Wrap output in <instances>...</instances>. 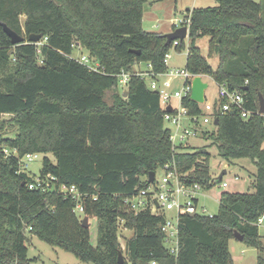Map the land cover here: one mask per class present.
I'll list each match as a JSON object with an SVG mask.
<instances>
[{"label": "trees", "instance_id": "16d2710c", "mask_svg": "<svg viewBox=\"0 0 264 264\" xmlns=\"http://www.w3.org/2000/svg\"><path fill=\"white\" fill-rule=\"evenodd\" d=\"M153 1L0 0V65L13 64L0 77V264H36L38 257L28 256L31 234L92 264H119V251L121 264H235L229 250L234 231L247 245L261 248L264 0H216L186 11L190 26L184 68L243 92L254 112L246 119L238 112L217 114V124L202 132L208 144L199 150L188 142L172 146L159 94L137 75L130 76L125 97L118 90L121 70L133 71L140 62L150 63L156 72L167 68L164 58L174 40L166 44L165 33L142 28L144 5ZM2 23L24 40L12 44ZM31 34L38 40H28ZM205 34L209 54L218 59L215 67L193 43ZM175 40L177 49L184 39ZM73 44L93 56L103 71L89 70L72 58ZM181 101L190 113L200 112L190 96ZM4 114L11 117L4 119ZM8 127H15L13 136L5 134ZM208 147L228 162L250 159L256 168L252 191H223L211 216L182 214L175 256L163 242V216L149 208L134 212L124 199L146 188L148 173L155 176L167 163L187 184L210 187L222 177L212 179ZM26 153L53 154L54 160L43 157L39 176H53L54 191L28 187L33 179L19 166ZM61 184L77 188L81 215L76 200L59 192ZM84 217L96 219L95 243L89 226L82 225ZM120 221L132 231L123 246ZM256 264H264L260 253Z\"/></svg>", "mask_w": 264, "mask_h": 264}, {"label": "built area", "instance_id": "2783aa9c", "mask_svg": "<svg viewBox=\"0 0 264 264\" xmlns=\"http://www.w3.org/2000/svg\"><path fill=\"white\" fill-rule=\"evenodd\" d=\"M174 26H186V36L188 37L190 17L185 14L181 18H174L171 22ZM178 28V27H177ZM185 36V37H186ZM184 37V38H185ZM178 39V38H177ZM174 39L173 45L177 44ZM77 45L73 44V48ZM169 54H165L164 61L167 65ZM72 58L88 67L92 71H103V66L94 59L88 52H80L78 56L71 55ZM135 66V65H134ZM145 69L135 68L133 71L121 70L117 74L118 86H127L131 75H137L143 80L152 91L159 94L161 106L163 108V120L165 125L170 129V139L172 146L187 143L190 137H199L207 126L214 125V119L217 114H223L228 111L238 112L242 118H249L254 112L246 106L244 93L238 90H232L224 84L217 85V94L215 99H207L206 89L204 90V100L198 102L200 112L190 113L187 106L182 104V98L190 96L192 79L196 75L183 67L168 66L163 72H156L152 69L150 63H145ZM170 105V109L166 108ZM5 154L10 151L3 148ZM15 150H13V153ZM35 153H26L19 160L20 170L24 171L28 163L33 160ZM162 176L149 182V185L141 189L138 193L124 199L125 203L134 211L149 208L152 213L162 215L163 222L161 229L164 233L163 242L170 254L177 255L178 245V224L182 214L201 213L198 207V194L204 187L197 182L187 184L181 180L171 164H165L162 168ZM235 178H238L235 176ZM53 176L47 175V179L42 180L40 177L33 179L28 183L30 189L40 188L42 190L50 189L53 186L50 183ZM226 181H222L220 186L226 187ZM59 192L64 195L72 196L76 200L75 211L81 213L83 206L79 201L80 193L74 185L67 186L61 184ZM167 210H171L173 215L168 217ZM211 216V214L209 215ZM167 243V244H166ZM149 264H157L155 260Z\"/></svg>", "mask_w": 264, "mask_h": 264}, {"label": "rangeland", "instance_id": "374dc122", "mask_svg": "<svg viewBox=\"0 0 264 264\" xmlns=\"http://www.w3.org/2000/svg\"><path fill=\"white\" fill-rule=\"evenodd\" d=\"M260 1V0H254ZM216 0H157L151 3H146L143 8V18H142V28L149 31L168 33L179 27L180 25L174 26L171 24L174 18H181L187 12L186 8H193L194 6H211L215 5ZM264 3V1H263ZM21 21L24 19V15L21 17ZM191 41V38H190ZM194 45L199 47L200 53L206 58L208 63L215 67L217 65L218 59L215 54H209V35H200L194 38ZM189 45V37H185L183 44L179 48H175L173 45L168 49V66L183 67L186 61L187 47ZM86 53L84 49L80 46H76L73 49L72 54L78 56L79 53ZM135 68L145 69V63L140 62L135 64ZM13 69V64L8 63L5 66L0 65V77L11 72ZM202 80L207 82L206 95L207 99L213 100L217 94V85L214 80L206 75H203ZM126 86H118L120 93ZM11 115L4 114L2 118L9 119ZM166 124V123H165ZM206 129H212L209 125ZM5 134L13 136L15 132V127L12 130L10 128L4 129ZM204 137V136H203ZM201 135L198 137H190L188 143L189 147L193 150H199L204 144H208L207 139H204ZM264 148V145H263ZM211 152V158L209 160V172L212 179L216 178L221 170L225 169L226 173L222 176L221 180H215L214 183L208 187L204 188L198 194V207L199 211L204 209L202 214L213 215L217 213L219 207V196L223 191L233 193V192H246L252 191L250 187V182L253 179V174L255 173V164L248 158H234L230 162L222 159L221 156L217 154L215 148L208 147ZM216 152V153H215ZM48 156L54 160V156L51 153H35L32 161H30L25 168V172L32 178L40 177V170L42 168V160L44 156ZM162 170H156V179L161 178ZM237 176L238 178H235ZM222 181L227 182L226 187L220 186ZM81 215L80 213H78ZM166 214L168 217H172L173 213L171 210H167ZM89 234L90 242L95 243L97 234V222L95 218H90L89 220ZM258 233L260 235L259 239L261 242V248L247 245L244 241L238 240L233 237L229 240V250L232 255L235 264H256L258 253L264 257V213L260 216L258 222ZM119 241L120 245L123 246L125 240L132 235V231L127 229L123 225V221L119 222ZM167 244V243H166ZM123 248V247H122ZM125 254V253H124ZM28 256L38 257L36 264H92L91 262L82 261L77 258L72 252L66 251L59 246L48 244L42 240H39L37 236L31 234L28 235ZM130 264V263H128Z\"/></svg>", "mask_w": 264, "mask_h": 264}, {"label": "water", "instance_id": "95a60500", "mask_svg": "<svg viewBox=\"0 0 264 264\" xmlns=\"http://www.w3.org/2000/svg\"><path fill=\"white\" fill-rule=\"evenodd\" d=\"M2 26H3L5 33L9 36L12 44H17V43H20L24 40V36L18 34L14 30L10 29L5 23H2ZM185 36H186V26L178 27L171 32L165 33V37H166L165 43L169 44L172 40L177 39V38L182 40V39H184ZM38 38H39V35H35V34H31L28 36V40H30V41H36V40H38ZM12 52H13V49L10 50V53H12ZM191 84L192 85H191L190 98L197 101V102H202L204 100V90L208 86L207 82L202 80V77L200 75H196L192 79ZM122 96H124V97L126 96L125 91L122 93ZM170 107H171L170 105H167L166 108L170 109ZM233 112L234 111L232 110L231 113H233ZM260 112H264V101L263 100H261ZM214 124H217L216 118L214 119ZM225 173H226L225 169L221 170L218 177H222ZM148 176H149L148 181L152 182L154 180V171H150L148 173ZM50 191H54V186H51ZM189 215L194 216L195 213H189ZM82 225L84 227H88L89 221H88L87 217H84L82 219ZM234 237L237 238L238 240L243 239V235L241 233H239L238 231H234ZM122 256H123L122 252L119 251L118 252L119 264H121L123 261Z\"/></svg>", "mask_w": 264, "mask_h": 264}, {"label": "crops", "instance_id": "0c3cea01", "mask_svg": "<svg viewBox=\"0 0 264 264\" xmlns=\"http://www.w3.org/2000/svg\"><path fill=\"white\" fill-rule=\"evenodd\" d=\"M189 7L186 8V11L188 10Z\"/></svg>", "mask_w": 264, "mask_h": 264}]
</instances>
